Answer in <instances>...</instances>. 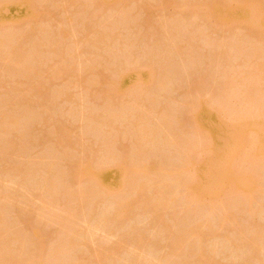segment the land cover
<instances>
[{"label":"rangeland","instance_id":"374dc122","mask_svg":"<svg viewBox=\"0 0 264 264\" xmlns=\"http://www.w3.org/2000/svg\"><path fill=\"white\" fill-rule=\"evenodd\" d=\"M7 1L8 0H0V5L2 2L5 3ZM11 1L15 3V0ZM215 3H217V5L218 3H222L231 6L244 4L250 8L251 13L247 17V22L227 21L213 15L212 5ZM12 12L13 13L9 16V22H7V24H0V42L9 44V46L10 44L13 45V47L10 46V48L11 52L14 50V55L22 56L25 54L24 56H26V59H22L23 56L20 58L21 62L27 60L25 62L26 65L22 63L23 67H21L23 70L27 69V71L22 70L25 74L20 73L19 70L21 67H17L18 70L15 71L13 66L16 67V65L13 64L11 66L7 61H3L5 60V56H2L4 55L2 52L6 53V51H3V49H5L3 47L5 44H2V46H0V50L2 49L0 52V57H2L0 58V126H2L0 127V210L2 209L0 211V219L2 218L0 222L4 221L2 224L0 223V226L3 225V227H0V229L2 228V230H0V232L2 231V235L0 234V264H12L9 263L10 261H13V264H15L13 260L15 259L14 257H16V264H95L93 262H96L97 259L94 253L97 254L96 251L98 248L99 250H104V252L100 251L103 257L102 259L104 260L103 262L100 257V264H112L113 262V264H132L135 258L133 255H136L134 253L138 252V249L135 247L140 245L138 242L140 240L137 239H141L142 237L145 245L141 242L144 246H141L139 250L145 247V250L143 249L141 251L145 256L141 252V254L137 253V255H142L144 258L147 255V257H150L147 260H152L156 262L155 264H158L159 261L163 264H165V261L166 264L167 262L168 264H194L195 262L192 263V259L195 260V258V264H199L197 263V257L192 258L193 255H191V253L195 254L197 251L196 249H199L200 246L205 247H201L200 249L203 248L206 250V256H208V258L212 253V258L214 257V260L209 258L212 264H241V262L242 264H264V241L263 244H259L261 248H256L258 250L254 249L252 245V237L254 234H251L253 231H256V234L257 231H259L258 235H263L260 230L264 233L262 229L264 228V156L261 157V159L255 160V162H250L252 161L251 159L250 161L246 159V153L251 146L249 143H252V138H254V126L258 123L259 125L260 123L264 125V85H262L264 83V75L262 76L263 78L261 77L262 79H259L262 75V72L259 71L264 72V67H262L264 63V39L262 38L263 36L260 35L263 34V30L260 31L259 29L258 31L261 33L258 34L257 26L252 27L255 19L261 16L260 14H264V0H32V7L30 9L26 10L17 7L13 9ZM254 30L256 31V37L258 38L260 36L262 38H258L260 39L259 41L256 37H253L255 35L253 33ZM63 33H65L66 36ZM59 35H62L63 40H60ZM103 36L109 37L108 39L106 38L105 43L103 41ZM1 39L3 40L1 41ZM5 39L7 42L4 41ZM107 40L110 41L108 42ZM9 41L11 43H9ZM60 41H63L62 43L64 44ZM102 42L105 45H102ZM51 43L55 45H51ZM58 46L62 47V55H60L61 53L57 55V51L61 49L58 48ZM54 48L57 50L55 51ZM252 48H254V50ZM9 51L10 50H8V52ZM250 51L252 54L249 53ZM253 52L255 54H257V52H259V54L263 53V55L259 56V58L263 60L257 58L258 54L256 55L257 61H255V54ZM27 55H29L30 58ZM251 56L254 62L258 64L255 65L252 63L253 60L250 58ZM44 61L47 63L45 64ZM42 63L45 66L42 65ZM251 63L253 64L252 66ZM29 65L32 69L29 68ZM24 66H27V68H24ZM257 66L258 68L261 66L259 68L260 70ZM32 70H40V74L35 71L32 72ZM149 70L151 73L156 71L154 72L156 74H154L155 81L153 79L148 85V83L140 81L135 74H138V72L143 75L150 74ZM254 70H256L257 73L255 76L252 75ZM27 72L32 73V77L29 75L26 77ZM226 72L227 74L224 75ZM34 73H36V75ZM161 73L163 75H161ZM236 73H239V75L243 74V76L245 75L246 77L242 75V77H237ZM23 74L25 76H23ZM126 74L129 75L128 90L119 93L116 89V85L120 78ZM232 74H235V76ZM250 74L252 76H250ZM230 75L231 77L233 76L231 78L232 82L230 80ZM247 76L248 78L251 77V81L248 80ZM233 79L235 80L233 81ZM238 79L240 80L238 81ZM234 82L239 85L243 84V86H237ZM254 82H258L259 84L252 85ZM245 83L246 87H244ZM248 84L249 86L252 85V89L253 86H259V88L253 89L254 91L256 90V93L250 92L251 95L254 94V97L256 95V100L251 97V99L249 98L250 101L246 99L247 102L244 99L245 97L247 98L246 90L249 88ZM231 85H235L236 87L233 86L234 88H232ZM147 86H150L149 89ZM224 86H226V89L227 87L233 89L227 90L230 93L227 94L228 96L226 95L227 91L225 92V89L223 90ZM236 89L239 93H237L238 91ZM257 90L259 93H257ZM261 90L263 93L260 92ZM240 91L243 92L241 93L244 94L245 97L240 94ZM61 93L65 98L60 96ZM233 93L235 94L233 95ZM250 93H248L249 96H251ZM242 96L244 98H242ZM66 97H68V99ZM231 97H234V99ZM236 99H239L237 104H235L237 102ZM16 105L17 107H15ZM242 107L245 110H243ZM203 108L206 110V113L208 110L211 112L213 110L218 114L215 118L211 117L210 120H203V123L206 121L204 124L208 126H206L207 132L209 130L210 134L212 131L213 134L217 133L218 137L221 136L218 138L217 134L214 135L216 141H221L227 136L228 132L227 129H224L223 123H228L227 121L236 117L238 118V120H236L237 122L234 121L236 125L233 120L229 124H234L237 127L240 124H238V122H246L245 127H241V130L245 141H247V145L245 144L246 142H242L243 147L240 150L237 149L236 151V149H234L235 151H232L231 155H233V158L231 164L233 165V172L228 169V173H226V170L223 171V165H219L221 169L219 166H217L218 168L215 167L216 169H220V171L218 170L219 172L217 171L218 174L214 171L215 169H213L215 179L212 178L213 175L210 179L216 180L215 182L220 180V172L221 170L223 171V179L221 177L222 185L221 187L217 185L214 186V191H203L207 189V180L204 181V179H206L204 176V179L201 178L202 173L200 174V169L194 166L195 163L201 161L205 156L201 149H203L205 145L207 146L211 142L210 140L213 139H208V143L207 136L209 133L207 135V133H205L206 131L199 128L200 126L196 124L198 123L197 120L200 122L197 114H200L201 110H204ZM234 109H237V111ZM112 113H115L114 118L118 116L121 117L122 113L126 116L123 115L120 119H118V117L115 119L116 121L118 120L116 122L112 119L113 117L110 118V116H114ZM247 113L249 117L246 115ZM108 114H110V116ZM131 114L133 116H131ZM87 115L92 118L95 117V119L98 120L95 121L94 118L92 119L90 117L86 119V117H88ZM160 116L163 119H165V117L168 119V127L164 124L166 121ZM239 116L245 117V120L239 119ZM5 117H7V119ZM102 118H105V121ZM107 118L108 120L112 119L111 121L115 122L112 123L113 125L115 124L116 127L113 126L112 129H110L111 123H109V126L107 125L108 123H104ZM246 118L251 119L248 121ZM8 119H15V121H18V126L16 125L17 127H13V124H11L8 127L7 125H9L10 121H14H9ZM88 119H90V121ZM20 121L23 125H20ZM5 122L8 123L6 125L7 128L4 127L6 124ZM87 122H89V124H87ZM98 122L100 126L94 127ZM136 123L139 125L141 124L140 126L143 125L145 128L146 125L149 126L150 129L153 127L152 129H155L156 132L159 129L160 133H157L159 136L156 134L157 136L152 135L150 138L147 137L148 142L143 140L147 145L141 142V144L147 146V148L141 145L143 148L138 150L140 147H137L138 149L136 150L134 146L136 144L137 146L139 145L137 142L140 131H138L139 133L137 134L138 127L135 126L139 125ZM161 126L163 129H161ZM166 128L168 129V134L163 131L164 129L166 130ZM62 135H64L63 139L61 138ZM169 135L174 136L173 138L171 136L174 140L173 142H166V140H172ZM136 137L138 139H136ZM152 138L153 141L156 140L159 142L155 141L153 144L152 141L151 143L150 141ZM105 139L110 141L109 144ZM106 143L108 145H106ZM165 143L169 145H164ZM171 143H173V146H178L179 148H174L173 146L170 148L172 145ZM220 144H222V142H220L219 145ZM182 145L185 147L183 148ZM211 145H209V147ZM4 146L6 147L4 148ZM10 146H13L15 151H12ZM3 148L4 150L8 149L3 152ZM158 148L160 150H158ZM146 149L148 150L146 151ZM242 149L245 152L240 153ZM144 150L146 151L145 153L143 152ZM249 151L251 152L252 150ZM234 152L237 154L235 155ZM138 154L141 155L139 156ZM136 155L140 158H133ZM116 158L119 160L117 164L126 170L129 167L126 165H129L128 163L130 160L132 161L135 159L132 162L135 163L138 161L137 163H142L143 166H148L150 164L152 169L155 163L157 165L156 167L154 164V168H157L155 169L157 171V180L159 178V180L162 181L160 179L162 176L169 175V178L167 177L168 180H171L172 176L174 177V179L172 177L173 181L175 180L174 183L179 185L177 187L173 184V187H171L173 189L177 187L174 191L176 196L174 198L172 196L168 197L171 185H165L169 187L166 192L164 190L165 188L163 192L160 191L163 195H168L167 198L169 199H166L170 204L166 206L167 210H163L162 206L159 207L158 204L156 205L160 208H158L159 210L156 205H154L156 209H152L153 207L151 208V206H149L151 203L153 204L152 198L154 199L157 196L153 194L152 191L154 190H151V193L147 192L150 191L148 187L149 189L146 190L147 195L144 193L145 195L141 196L145 199L140 198L139 200L142 199L144 202L149 200L147 201L148 203L150 201L152 202L149 204L145 202L143 204L142 201H138L139 204L136 205V208L133 206V211L130 210V215L126 216L129 219H124L126 221L124 223L123 220L122 225H120L119 222V224L116 225L115 222L112 223V221H107L108 219L106 218L108 216L106 215L111 217L115 213L112 212L116 209V199L119 198L117 200H120L122 197H127V195L131 197L133 195L130 194V192L132 193L133 191L131 190L132 187L124 186L123 190L119 191V194L117 193L118 196L117 194H111V191L98 193L100 194V196H98L91 193V184L89 182L87 183L85 177L80 178V176L84 175L83 172L88 168L97 172L98 170L102 171V169L110 166L112 161L116 162ZM141 159L143 162L145 161L146 165ZM47 163L49 164L46 165ZM45 165L48 167V171L51 175L49 172H46L47 174L44 173L45 171L43 172V170H47ZM49 165L52 166V170ZM248 165H250V167ZM44 167L45 169H43ZM149 167L150 166H148V169ZM244 167L245 169H243ZM246 167H249V169ZM41 168L43 170H40ZM155 170L152 172L156 173ZM241 171L243 172L242 176H245L244 174L249 171L248 175H252L253 177L252 179L250 176L251 181H249L252 188L250 189V200L246 199V201L235 192H232L233 177L239 172L238 174H240L239 176L242 178ZM152 172H149L147 175H152ZM196 172L201 175L200 179ZM71 173H74L75 177H73ZM233 173L234 175H232ZM115 175V171L110 170L108 181L112 182ZM48 176L49 179L53 177L50 180L51 183L49 182V186H47V181L49 180ZM144 177L146 179V176ZM151 177L148 176L147 179L151 181ZM155 177H152V182ZM177 178L178 181L179 178L180 180L183 178L181 180L182 182L179 181L177 183ZM157 180L155 179V181ZM159 180L158 182H154L155 185L160 183ZM52 181H55V183L53 184ZM152 182H149V184L151 185ZM191 182L193 185L195 184L194 186L197 189L200 188L198 194L201 195L202 199L199 200V203L198 201L193 202L188 198L190 197L188 196V193L190 195L188 187ZM52 184L58 187L52 188ZM50 188L55 192L52 191L51 193ZM217 188H219L220 192ZM225 188L227 189L225 190ZM84 189H88L89 192L84 191ZM125 189H130L127 191L129 194H127ZM159 189L162 190V186L159 187ZM78 191H80L81 194H79ZM123 191L124 193H122ZM86 193L87 195L88 193L90 194L87 196ZM78 194H85L84 196L87 198L83 199L84 196H82L81 199L84 201L81 205L79 204L81 202L76 198V196L79 197ZM153 195L154 197L150 199V196ZM93 196L95 199H93ZM145 196L148 197L146 198ZM236 197H238V199ZM49 198H51V203L49 202ZM102 200L103 202H101ZM155 200L156 199H154V201ZM171 200H173L172 203ZM245 202H248V205L245 204ZM236 203L242 206H238ZM145 205V208L148 206V209L144 210ZM106 206H112L113 208L115 207V209H111L110 207L108 211L109 207L107 208ZM153 210L157 211V213ZM143 211L145 213H143ZM103 212L104 217H102ZM194 212L197 214H194ZM99 213L102 214L101 217L105 222H103L101 218L100 221L102 223H99V220L96 221V219H98L96 216H98ZM187 214H190L191 217L189 218ZM153 217L154 219L156 217L158 221L154 220ZM160 218H162V222L165 221L166 227L159 223ZM188 218H193V221ZM84 219H88L87 222L90 225L91 223L96 225L99 223V232H96V234H94V232L89 234V229H91L93 225L87 227V222L84 223ZM204 220L206 221V224H204L205 226L211 223L208 226L209 228H204L205 232H208L210 229V235L209 232L206 233L207 237L203 239L205 242L203 241L204 243L202 242L203 244L201 243V245L197 244V240L192 238V235L189 236L187 234V238L185 237L186 240L190 238V241L192 239L196 241V243L194 242L196 245L193 244V241L190 242L192 243L190 246H194L193 251L192 247H185L186 250L190 249L191 251L189 256V251H182L185 254L187 253L189 258L181 253L180 255H183L185 258L182 256L181 259L178 260L177 255H175L168 261V253L169 255L171 254V248L169 247L170 245L167 246V244H170L168 242L173 243L170 241V233H175L176 235L178 231L177 235H179L181 231L184 236L186 235L187 228L189 230L190 226L194 225V223H201L202 225V223H205ZM104 223H106L105 226H107L105 227L106 229L104 228L102 231ZM112 224H115L116 230L114 226L111 228ZM179 224L182 228L179 227ZM254 224L258 225V227L253 228ZM159 226L161 228L164 226L166 230L164 231L165 228L161 229ZM193 227H191V229ZM3 228L7 232H5ZM73 230L75 232L80 230L79 235L81 234L83 237H80L81 239L79 238V240L77 237L75 238L74 236L76 233ZM86 230L88 233H86ZM113 230L116 231L114 234ZM35 231L41 234H39L37 238L34 236ZM70 232H72V234L75 233V235H73V237L70 236V238L76 241L78 240L77 246L79 242L81 246L75 247L69 251V254H66L68 257L66 255H64V257L63 255L60 256V254L56 256L58 252L55 254V257V251L58 250V246L61 247L66 243L65 241L69 239L68 235H70ZM256 234L255 237L258 236ZM131 235L137 236H135L136 238L133 236V240H137L138 244L133 243L134 241L131 242L132 240L130 241V239H132ZM171 235L175 237V235ZM63 236L65 238L67 237V239H64ZM244 237H247L249 241ZM18 239H20V241ZM90 240L93 241V243ZM125 240H127V243H125ZM171 240L174 241V238ZM21 241H23V244L19 246ZM76 241L74 242L76 243ZM218 243H220V247ZM230 243H232V245ZM211 244L213 245L211 246ZM247 244L249 248L245 246ZM130 246H132V248ZM166 247H169L170 250L168 251ZM208 247L215 248L209 249ZM252 247L254 249L253 251L256 250V257L251 249ZM113 249H115V252ZM218 249L219 251H217ZM8 251L10 252L8 253ZM111 251H113V254ZM145 251L147 252L146 254L144 253ZM248 251H251V253ZM131 253L133 255H131ZM113 256L118 258H114ZM171 256H173V254H171ZM165 257H167V260ZM1 258H7L10 261L8 260L9 262H7L6 260H2L1 262ZM108 258H110L112 262L110 260V262H107L106 259L108 260ZM120 259L121 261H118ZM250 259L253 260L250 261ZM70 260H72V262ZM147 260L144 261L147 262ZM140 261H142V258ZM96 264L98 263L96 262Z\"/></svg>","mask_w":264,"mask_h":264},{"label":"bare ground","instance_id":"6f19581e","mask_svg":"<svg viewBox=\"0 0 264 264\" xmlns=\"http://www.w3.org/2000/svg\"><path fill=\"white\" fill-rule=\"evenodd\" d=\"M17 7H21V8H23V9H26V10H28V9H30L31 7H32V0H15V3L13 2V1H11V0H8L7 2H5V3H3L2 2V4L0 5V24L1 23H5V24H7V22H9V16H10V14H12L13 12H12V10L13 9H15V8H17ZM212 7H213V15L215 16V17H217V18H223V19H225V20H227V21H241V22H244V21H246L247 22V17H248V15L251 13V11H250V8L249 7H247V6H245L244 4H238V5H235V6H231V5H227V4H222V3H218V5H217V3H215V4H213L212 5ZM261 16H258L256 19H255V21H254V23L252 24V27L254 26H257V32H258V34H260L259 33V29H260V31H262V33L263 34H260V35H262L263 37V39H264V14L262 13V14H260ZM93 32H96V31H93ZM47 33V32H46ZM254 34L256 33V31L254 30V32H253ZM64 35H65V33H63ZM258 34H257V36H258ZM63 35V36H64ZM98 35V34H97ZM3 36V35H2ZM66 36V35H65ZM101 36V35H100ZM107 36V35H106ZM4 37V36H3ZM9 37V36H8ZM59 37H60V40L63 38L62 37V35H59ZM253 37H256V34L253 36ZM6 38V37H5ZM100 38V37H99ZM105 38V39H104ZM106 38L108 39L109 37H104L103 36V41H104V43H105V40H106ZM257 38V37H256ZM258 38H260V39H262L260 36L258 37ZM257 38V39H258ZM260 39H258V41L260 40ZM3 39H1V41H2ZM9 40V39H8ZM63 40V39H62ZM101 40V39H100ZM111 40V39H110ZM109 40V41H110ZM5 42H7L6 41V39L4 40ZM3 41V42H4ZM11 41V40H10ZM9 41V43H11ZM102 41V40H101ZM108 41V40H107ZM108 41V42H109ZM257 41V42H258ZM61 42V41H60ZM63 42V41H62ZM61 42V43H62ZM99 42V41H98ZM54 43V42H53ZM264 43V42H263ZM2 44H5L3 47L5 48V49H3V51L5 50L6 51V53L5 52H2V53H4V55H2V56H5L4 58H5V60H3L4 62L5 61H7V63H10L11 64V66L14 64V65H16V67L15 66H13L14 68H15V71L16 70H18L17 69V67L18 68H20L21 66L23 67V65L25 64V62L27 61V60H24L25 62H21V58L20 57H22L23 56V58L22 59H26V56H24V55H22V56H20V55H14V53L15 52H13L14 50V48L12 49L13 51L11 52V48H10V46H12L13 47V45H11L10 44V46H9V44H6V43H2V42H0V46H2ZM56 44H58V43H56ZM62 44H64V43H62ZM260 44V43H259ZM51 45H55V44H52L51 43ZM102 45H105V44H103V42H102ZM107 45H108V43H107ZM60 46V45H59ZM58 46V48H61V49H59L58 51H61L62 50V47H59ZM2 47V48H3ZM103 47V46H102ZM106 47V46H105ZM10 48V49H9ZM258 48V47H257ZM260 48V47H259ZM264 48V47H263ZM253 50H254V48H252ZM2 50V49H1ZM1 50H0V52H1ZM8 50H10L9 52H8ZM54 50H55V48H54ZM57 50V49H56ZM55 50V51H56ZM250 50H251V48H250ZM57 51V55L58 54H60V55H62V51L61 52H58ZM67 51V50H66ZM249 53H251V51L249 52ZM254 53V52H253ZM6 54V55H5ZM28 54V53H27ZM65 54V53H64ZM252 54V53H251ZM251 54H249V55H251ZM255 54V53H254ZM259 54V52H257V54H255V61H257L256 60V55H258ZM0 55H1V53H0ZM261 55H263V53L261 54H259L258 56H257V58H259V56H261ZM7 56V57H6ZM15 56V57H14ZM29 58H30V56L29 55H27ZM64 56V55H63ZM18 57V58H17ZM249 57V56H248ZM0 58H2V57H0ZM3 58V59H4ZM251 59H252V56L250 57ZM37 59V58H36ZM39 59V58H38ZM246 59V58H245ZM248 59V58H247ZM260 60L262 59V58H259ZM258 59V60H259ZM30 60V59H29ZM28 60V61H29ZM33 60H34V58H33ZM41 60V59H40ZM250 60V59H249ZM253 60V59H252ZM254 60H253V62L252 63H254L255 65L256 64H258V63H255L254 62ZM263 60V59H262ZM39 61V60H38ZM247 61V60H246ZM35 62V61H34ZM248 62V61H247ZM250 62V61H249ZM263 62V61H262ZM22 63H23V65H22ZM44 63L46 64L47 62H45L44 61ZM246 63V62H245ZM251 63V66L253 65ZM10 64H8V65H10ZM250 64V63H249ZM26 65V64H25ZM42 65H44L43 63H42ZM41 65V66H42ZM247 65V64H246ZM254 65V66H255ZM28 66V65H27ZM27 66H24V68L26 67L27 68ZM30 66V65H29ZM45 66V65H44ZM47 66H48V64H47ZM46 66V67H47ZM231 66V65H230ZM250 66V67H251ZM22 67L20 68V70H19V72L20 73H24V72H22ZM43 67V66H42ZM45 67V68H46ZM250 67H249V69H250ZM256 67V66H255ZM255 67H254V69H255ZM261 66H259V68H260ZM262 67H264V63H263V66ZM29 68H31L32 69V67L30 66ZM29 68H28V70H29ZM44 68V69H45ZM257 68H258V66H257ZM256 68V69H257ZM258 68V69H259ZM39 69H41V68H39ZM43 70V69H42ZM245 70V69H244ZM244 70H243V72H244ZM248 70V69H247ZM260 70V69H259ZM263 70H264V68H263ZM23 71H27V69L26 70H23ZM30 71V70H29ZM37 72V73H39L40 72V70H38V71H36V70H32V72ZM154 71V70H153ZM232 71V70H231ZM235 71V70H234ZM241 71V70H240ZM240 71H238L239 73H241ZM18 72V71H17ZM31 72V71H30ZM28 73L27 72V74H26V77H27V75H29L30 77H32L31 75H33L32 73ZM148 72V71H147ZM149 72H150V70H149ZM154 72H156V71H154ZM154 72H150V74L148 73V74H145V75H143V74H139V72H138V74H135L136 76H137V78L140 80V81H143L144 83H148V85L151 83V81L154 79V81H155V78H154V74H156V73H154ZM247 72V71H246ZM246 72H245V74H246ZM251 72V71H250ZM254 73H256V70H254L253 71ZM252 72V75L253 76H255V75H257V73L256 74H254ZM259 72H262L261 74V76L259 77V79H262L263 77V75H264V72L263 71H259ZM16 73V72H15ZM19 73V74H20ZM231 73V72H230ZM230 73H228V74H230ZM235 73V72H234ZM239 73L237 74L236 73V75H237V77H239V76H243V74H241V75H239ZM16 74H18V73H16ZM25 74V73H24ZM23 74V76H25ZM35 75H36V73H34ZM40 74V73H39ZM152 74V75H151ZM227 74V72L224 74V75H226ZM248 74H249V72H248ZM259 74V73H258ZM161 75H163L162 73H161ZM233 75V74H232ZM247 75V74H246ZM251 74H250V76H252ZM260 75V74H259ZM258 75V76H259ZM28 76V77H29ZM153 76V77H152ZM233 76H235V74L233 75ZM232 76V77H233ZM241 76V77H242ZM37 77H39V76H37ZM228 77V76H227ZM231 75H230V80H231ZM236 77V78H237ZM243 77H246L245 75L243 76ZM262 77V78H261ZM247 78H248V76H247ZM250 78L251 77H249L248 78V80L249 81H251L250 80ZM131 79V78H130ZM225 79H227V78H225ZM228 79H229V77H228ZM227 79V80H228ZM258 79V78H257ZM159 80V79H158ZM235 79H233V81H234ZM240 79H238V81H239ZM247 80V79H246ZM253 80V79H252ZM255 80V79H254ZM263 80H264V78H263ZM128 81H129V75H123L121 78H120V80L118 81V83H117V85H116V89H117V91L119 92V93H123L124 91H126V90H128V87H129V84H128ZM153 81V82H154ZM164 81V80H163ZM224 82H226L225 80H223ZM222 81V82H223ZM243 81V80H242ZM242 81H241V83H242ZM248 81V82H249ZM257 81V80H256ZM152 82V83H153ZM160 82V81H159ZM231 82H232V80H231ZM237 82V81H236ZM247 82V81H246ZM247 82V83H248ZM253 82V81H252ZM251 82V83H252ZM260 82H261V80H260ZM143 83V84H144ZM155 83V82H154ZM161 83V82H160ZM227 83V82H226ZM235 83V82H234ZM238 83V82H237ZM237 83H235L237 86H243V84L242 85H239V84H237ZM240 83V82H239ZM250 83V82H249ZM257 83L258 82H254L252 85H257ZM263 83V82H262ZM262 83H260V84H262ZM156 84H157V82H156ZM155 84V85H156ZM162 84V83H161ZM229 84V83H228ZM259 84V83H258ZM159 85V84H158ZM225 85V84H224ZM245 86L244 87H246V83L244 84ZM251 85V84H250ZM251 85V86H252ZM262 85H264V83L262 84ZM150 86H152V85H150ZM150 86H147L148 87V89H149V87ZM154 86V85H153ZM227 86V85H226ZM226 86H224V88H223V90L225 89V92L227 91V90H231L232 88H234V87H236L235 85H231L232 86V88L231 89H229L228 87H227V89H226ZM228 86H230V85H228ZM234 86V87H233ZM248 86H249V84H248ZM251 86H249V88H248V90H250V91H248V90H246V96H247V98L244 96V94H242L243 92L242 91H240V94H242L244 97H245V99L244 100H246V99H248L249 100V98L251 99V97H253L255 100H256V95H255V97L253 96L254 94H252L251 95V93L250 92H252V93H254L255 91L253 90L254 88H259V86L258 87H254L253 86V89H252V87ZM146 87V86H145ZM262 87V86H261ZM260 87V88H261ZM264 87V86H263ZM154 88H155V86H154ZM158 88V87H157ZM160 88V87H159ZM251 88V89H250ZM147 89V90H148ZM166 89V88H165ZM263 89V88H262ZM151 90H152V88H151ZM156 90V89H155ZM233 90V89H232ZM237 90V89H236ZM241 90V89H240ZM243 90V89H242ZM245 90V89H244ZM259 90V89H258ZM257 90V93H259V91ZM264 90V89H263ZM238 91V90H237ZM236 91V92H237ZM248 91V92H247ZM151 92V91H150ZM222 92H224V91H222ZM242 92V93H241ZM261 93H263L262 92V90L260 91ZM65 93H67V92H65ZM237 93H239V91L237 92ZM248 93H250V95L251 96H249V94ZM256 93V92H255ZM227 94H230L229 93V91H227V93H226V95ZM235 93H233V95H234ZM60 95V94H59ZM66 95V94H65ZM222 95V94H221ZM239 95V94H238ZM260 95H262V94H260ZM259 95V96H260ZM60 96H62V93H61V95ZM228 96V95H227ZM226 96V97H227ZM231 96V95H230ZM229 96V97H230ZM237 96V95H236ZM242 96V98H244ZM263 96V95H262ZM62 97H64L65 98V96H62ZM216 97V96H215ZM228 97V98H229ZM67 99H68V97H66ZM217 98V97H216ZM232 98V97H231ZM218 99V98H217ZM232 99H234V97L232 98ZM264 99V98H263ZM221 100V99H220ZM228 100H230V99H228ZM228 100H226V101H228ZM237 100V99H236ZM236 100H235V102H236ZM243 100V99H242ZM243 100V101H244ZM260 100H262V99H260ZM224 101V100H223ZM231 101V100H230ZM234 101V100H233ZM238 101H239V99L237 100V102L235 103V104H237L238 103ZM247 101V100H246ZM250 101V100H249ZM254 101V100H253ZM259 101V100H258ZM248 102V101H247ZM227 103H230V102H227ZM234 103V102H233ZM239 103H241V102H239ZM244 103V102H243ZM260 104V103H259ZM263 104V103H262ZM253 105V104H252ZM222 106V105H221ZM225 106V105H224ZM227 106V105H226ZM263 106V105H262ZM15 107H17V105L15 106ZM232 107V106H231ZM260 107V106H259ZM198 108H200V107H198ZM235 108V107H234ZM241 108V107H240ZM29 109V108H28ZM204 109V108H203ZM228 109V108H227ZM237 109H238V107H237ZM237 109L235 110V111H237ZM242 109L243 110H245L243 107H242ZM32 110V109H31ZM116 110V109H115ZM242 110V111H243ZM119 111V110H118ZM117 111V112H118ZM205 113H204V112ZM225 111V110H224ZM247 111V110H246ZM256 111V110H255ZM108 112H109V110H108ZM112 112V111H111ZM202 112V113H201ZM201 112H200V114H197V116H198V119H200V122H199V120H197L198 121V123H196L198 126H200L199 128H201V129H203L204 131H206L205 133H207V135H208V133H209V130H208V132H207V125H205L204 123L206 122H204L203 123V120L204 119H211V117H216L218 114H217V112L216 111H213L212 110V112L211 111H207V113H206V110L204 109V110H201ZM229 112V111H228ZM232 112H233V109H232ZM260 112V111H259ZM34 113V112H33ZM32 113V114H33ZM106 113V112H105ZM130 113V112H129ZM164 113V112H163ZM244 113V112H243ZM254 113V112H253ZM103 114H104V112H103ZM113 114V113H112ZM115 114V113H114ZM113 114V115H114ZM117 114V113H116ZM133 114V113H132ZM131 114V116H133ZM161 114V113H160ZM166 114V113H165ZM220 114V113H219ZM21 115H23V114H21ZM91 115V114H90ZM97 115V114H96ZM95 115V116H96ZM109 116H110V114H108ZM120 115V114H119ZM122 116L123 115H125V114H121ZM167 115V114H166ZM237 115V114H236ZM245 115V114H244ZM248 117H249V114L247 113L246 114ZM32 116V115H31ZM88 116V115H87ZM98 116V115H97ZM102 116V115H101ZM109 116H108V118H109ZM117 116H118V114H117ZM122 116L121 117H116V118H114L115 117V115L114 116H110V118H112V119H120V118H122ZM126 116V115H125ZM137 116V115H136ZM142 116V115H141ZM246 116V117H247ZM19 117H20V115H19ZM38 117V116H37ZM90 116H88V117H86V119L87 118H89ZM161 117V116H160ZM162 117H163V115H162ZM161 117V118H162ZM219 117H221V116H219ZM240 117V116H239ZM243 117V116H242ZM240 117L239 119H244L245 120V117ZM247 117V118H248ZM6 119H7V117H5ZM90 118H92V117H90ZM94 118V120L95 121H97L96 119H95V117H93ZM92 118V119H93ZM99 118H101V117H99ZM108 118L106 119V122H104L105 124H107L108 126H109V123H111L112 124V126H111V124H110V129H112V127L113 126H115V124L113 125V123H115V122H113V121H111L112 119H109L108 120ZM142 118V117H141ZM160 118V119H161ZM246 118V119H247ZM252 118V117H251ZM250 118V119H251ZM253 118H254V115H253ZM256 118V117H255ZM15 119H17V120H19L18 118H15ZM15 119H8L9 121L10 120H14V121H10V123H9V125H7L8 123H4L5 124V126H4V124H3V126L4 127H6V125L9 127L11 124H13L12 126L13 127H17L18 126V121H15ZM22 119V118H21ZM33 119V118H32ZM102 119H104V121H105V118H102ZM139 119V118H138ZM163 119V118H162ZM224 119V118H223ZM222 119V120H223ZM226 119V118H225ZM235 119V120H234ZM250 119H247L248 121L250 120ZM258 119V118H257ZM25 120V119H24ZM35 120V119H34ZM89 121H90V119H88ZM94 120H93V122H94ZM125 120V119H124ZM163 120H165L166 122L164 123L165 124V126L167 125V127H168V124L169 123H167V120L168 119H166V117H165V119H163ZM162 120V121H163ZM202 120V121H201ZM233 120V122L235 121V122H237L236 120H238V118L236 117V118H233L232 119ZM232 120H229V121H227L228 123H226L225 121V123H223V127H224V129H227V136L225 137V139H223L224 140V143H223V140H218V141H216V138L214 137V135H216L217 133H212V131H211V134L209 133V138H208V136H207V140L208 139H210V138H213L212 140H210L211 142V144L209 143V140H208V145L206 146L205 145V147L203 148V149H201V151L205 154V156L201 159V161H199V162H197V163H195L194 164V166H197L200 170L199 171H201L200 172V174L202 175H200L199 173H197L198 174V176H199V179H200V176H201V178H203L204 179V177L206 178V179H204V181L205 180H209L211 177H212V175H213V169H215L214 171H216V173L218 174V172L220 171V169H221V167L220 166H222V170L223 171H225L226 170V173H228L227 172V169L228 170H230L231 172H233L232 170V164H231V160H232V158H233V155H231V153H232V151H235L234 149H236V151H237V149L238 150H240L242 147H243V143L244 142H246L245 144L247 145V141H245V138L243 137V134H242V128L241 127H245V124H246V122H238V124L240 125H238L237 127L235 126L236 124H235V122H234V124H229V123H231L232 122ZM5 121V120H4ZM9 121H7V122H9ZM26 121V120H25ZM86 121V120H85ZM92 121V120H91ZM116 121V120H115ZM118 121V120H117ZM116 121V122H117ZM126 121V120H125ZM196 121V122H197ZM2 122V121H1ZM113 122V123H112ZM144 122V121H143ZM164 122V121H163ZM170 122V121H169ZM222 122V121H221ZM20 123H21V121H20ZM103 123V124H104ZM125 123V122H124ZM138 123V122H137ZM136 123V124H137ZM145 123H146V121H145ZM167 123V124H166ZM26 124V123H25ZM87 124H89V122H87ZM248 124V123H247ZM253 124V123H252ZM251 124V125H252ZM17 125V126H16ZM20 125H23L22 123L20 124ZM137 125H139V124H137ZM141 125V124H140ZM135 126V127H138V130H137V134L139 133L138 131H140V133L138 134V136H139V139L136 137V139H138V142L137 143H139V145L137 146V144L136 145H134L135 146V148H136V150L138 149L137 147H140L138 150H140L141 148H143V147H146L147 148V146H145V145H147V143L145 142L144 143V141L143 140H146L147 142H148V140H147V137L148 138H150V136H154V135H156L157 133H160L159 132V129L157 130V132L155 131V129H150L149 128V126H147L146 125V128L142 125V126ZM150 125V124H149ZM12 126H11V128H12ZM87 126H89V125H87ZM97 126H100L99 125V122H98V124H96V126H94V127H97ZM104 126V125H103ZM207 126V127H206ZM0 127H2V126H0ZM21 127V126H20ZM23 127V126H22ZM93 127V128H94ZM116 127V126H115ZM139 127H142V128H139ZM210 127V126H209ZM219 127V126H218ZM220 127H222V126H220ZM250 127V126H249ZM248 127V128H249ZM253 127V126H252ZM7 128V127H6ZM10 128V129H11ZM91 128V127H90ZM157 128H159V127H157ZM205 128V129H204ZM211 128V127H210ZM210 128H208V129H210ZM247 128V129H248ZM9 129V128H8ZM16 129V128H15ZM19 129V128H18ZM95 129V128H94ZM135 129V128H134ZM161 129H163L162 128V126H161ZM244 129V128H243ZM254 131H253V137L254 138H252L253 140H252V143L250 142L249 143V145H251L248 149L249 150H252L251 152H250V154H249V152L247 151V153H246V159H248L249 161H250V159L252 160V161H250V162H255V160H258L259 158L261 159V157H263L264 156V125H262L261 123H260V125H259V123L257 124V125H255L254 126ZM6 130V129H5ZM12 130V129H11ZM167 128H166V130L164 129L163 131H165L166 133H167ZM218 130H220V129H218ZM4 131V130H3ZM2 131V132H3ZM10 131V130H9ZM153 131H155V132H153ZM1 132V133H2ZM7 132V131H6ZM215 132V131H214ZM4 133V132H3ZM161 133H164V132H161ZM172 133V132H171ZM9 134H10V132H9ZM12 134V133H11ZM168 134V133H167ZM6 135H8V134H6ZM158 136H159V134H157ZM156 135V136H157ZM210 135H211V137H210ZM3 136V135H2ZM135 136H136V134H135ZM168 136V135H167ZM172 136V135H171ZM171 136L169 135V137L171 138ZM246 136H248V135H246ZM251 136V135H250ZM63 137H64V135H62V139H63ZM174 136H172V138H173ZM217 137H218V134H217ZM219 137H221V136H219ZM218 137V138H219ZM223 137V136H222ZM171 138V139H172ZM217 138V139H218ZM108 139V138H107ZM221 139V138H220ZM61 140V139H60ZM106 140V139H105ZM105 140H104V142H105ZM150 140V139H149ZM249 140V139H248ZM63 141V140H62ZM107 141V140H106ZM152 141H153V138H152V140L150 141L151 143H152ZM156 140H154L153 141V144H154V142H155ZM174 140L172 139V140H170L169 139V141H167L166 140V142H173ZM251 141V140H250ZM108 142V144H109V142L110 141H107ZM136 142V141H135ZM141 142H142V144L144 143L145 145L143 146L142 144H141ZM156 142H159V141H156ZM164 142H165V140H164ZM220 142H222V144H220L219 145V143ZM243 142V143H242ZM10 143V142H9ZM115 143V142H114ZM184 143V142H183ZM206 143V142H205ZM14 144V143H13ZM107 143H106V145H108ZM110 144H112V143H110ZM156 144V143H155ZM172 145L170 146V148H172V146H173V143H171ZM178 144V143H177ZM223 144H225V145H223ZM143 147H142V146ZM159 145V144H158ZM164 145H169V144H167V143H165ZM190 145V144H189ZM209 145H211L210 147H209ZM110 146V145H109ZM153 146V145H152ZM183 146V145H182ZM241 146V147H240ZM6 146H4V148H5ZM11 147V149H12V151L15 149H13V146H10ZM108 147V146H107ZM111 147V146H110ZM154 147V146H153ZM156 147V146H155ZM174 148L175 147H178V146H173ZM185 146H183V148H184ZM237 147V148H236ZM238 147H240V148H238ZM4 148L2 149L3 150V152L4 151H7V149L6 150H4ZM17 148V147H16ZM166 148V147H165ZM168 148H169V146H168ZM167 148V149H168ZM179 148V147H178ZM188 148V147H187ZM244 148H245V145H244ZM10 149V148H9ZM108 149V148H107ZM110 149V148H109ZM148 149H146V151H147ZM157 150V149H156ZM158 150H160L159 148H158ZM164 150V149H163ZM15 151V150H14ZM17 151V150H16ZM145 150L143 151L144 153L146 152ZM141 152V151H140ZM201 152V153H202ZM242 152H245V151H243V149H242V151L240 152V153H242ZM13 153V152H12ZM18 153V152H17ZM235 153V152H234ZM134 154H136V153H134ZM237 153H235V155H236ZM249 154V155H248ZM14 155V154H13ZM139 155V154H138ZM136 155L135 157H133V158H136V159H138V157L141 155ZM248 155V156H247ZM142 156H145V155H142ZM243 156V155H242ZM47 158V157H46ZM140 158V157H139ZM236 158V157H235ZM237 158H239V157H237ZM131 159V158H130ZM263 159V158H262ZM133 160H135V159H133ZM132 160V161H133ZM142 160V159H141ZM115 161L116 162H114V161H112V164L111 163H109V164H111L110 166H108L107 168H105V169H102V171L101 170H98V172L97 171H95V170H91V169H87V170H85L84 172H83V174L84 175H82V176H80V178L81 177H85L86 179L85 180H87V183L89 182L90 184H91V193L92 194H96V195H98V196H100V194H98V193H101V192H103L104 193V191H111V194H117L119 191H122L123 190V188H124V186L126 187H128V186H131L132 187V189L131 190H133L132 191V193L130 192V194L132 195L131 197L130 196H128L127 194H129V192H127V191H129V190H126L125 189V191L127 192V194H124V195H127V197L125 198H123L121 195V197L123 198H121L120 200H117V199H119V198H117L116 199V209H115V207L113 208L112 206H110L111 207V209L113 208V209H115V211H113L112 213H114L113 215H112V213H111V217H109V215H106V216H108L106 219H108L107 221H112V223H114L115 222V224L117 225V224H119L120 223V225H122L123 224V220L124 219H129L128 217H126V216H128V215H130L129 213H130V210H132L133 211V208L135 207L136 208V205H138L139 204V202H141L142 201V203L144 204L145 202H147V201H149V200H147V201H143L142 199L141 200H139L140 198H144V197H141L142 195H145L146 194V190H148L149 188V190L150 191H147V192H150L151 193V190H154V191H152L153 192V194H155V196H157V197H155L154 199H156L155 201H154V199L152 198V200H153V204L151 205H149V206H151V208L152 209H154L155 207H154V205H156V204H158L159 205V207H161L162 206V209L164 210V209H166V206H168L170 203H168V201H167V199H169V198H167V196L168 197H175L176 195H175V190L177 189V187L179 186V185H176V183H174V181H173V179H174V177H173V179H172V177H171V180L169 179H167V177L169 176H162L160 179L162 180V181H160L159 180V178H158V180L160 181V183H157L156 185H155V183L154 182H158V180H157V171L155 170V169H157V168H154L155 166H154V164H153V169H152V167H151V165L149 164H147L148 166H150L149 167V169H148V166H143L142 165V163H137L138 161H136L135 163L134 162H132L131 160H130V162H132V163H128L129 165H126V166H129L128 167V169L126 170L125 168H122V167H120L117 163L119 162V160H118V158H116L115 159ZM241 161V160H240ZM244 161V160H243ZM142 162H143V160H142ZM193 162H195V161H193ZM262 162H263V160H262ZM134 163V164H133ZM145 165H146V163H145V161L143 162ZM158 163V162H157ZM234 163V162H233ZM257 163V162H256ZM264 163V162H263ZM49 163H47L46 165H48ZM51 164V163H50ZM132 164V165H131ZM159 165H161L160 163H158ZM251 164V163H250ZM252 164H254V163H252ZM45 165V166H46ZM156 165V164H155ZM220 165V166H219ZM190 166V165H189ZM192 166V165H191ZM193 166V167H194ZM217 166H219L220 167V169H216V168H218ZM243 166V165H242ZM249 167H250V165H248ZM49 167L51 168L52 166L51 165H49ZM156 167H157V165H156ZM160 167H162V166H160ZM172 167V166H171ZM216 167V168H215ZM249 167L247 168V169H249ZM252 167V166H251ZM254 167V166H253ZM46 168H47V170H43V169H45V167L42 169H40V170H43V172L45 173V174H47L46 172H49L48 170V167L46 166ZM174 168V167H173ZM235 168V167H234ZM258 168V167H257ZM122 169V170H121ZM150 169H152V170H150ZM237 169V168H236ZM241 169V168H240ZM243 169H245V167L243 168ZM253 169V168H252ZM51 170H52V168H51ZM89 170H91V171H89ZM110 170H114L115 171V177H114V180L111 182V181H108V178H109V176H108V174H109V171ZM153 170H155L156 171V173L154 172H152ZM197 170V169H196ZM195 170V171H196ZM219 170V171H218ZM221 170V172H220V176L222 177L223 176V171ZM254 170V169H253ZM253 170H252V172H253ZM198 171V172H199ZM218 171V172H217ZM239 171V170H238ZM243 171V170H242ZM241 171V176H242V172ZM54 172V171H53ZM149 172H152V175H147ZM27 173V172H26ZM225 173V172H224ZM234 173L236 174V172L234 171ZM234 173L232 174V175H234ZM239 173V172H238ZM237 173V175H234V177H233V180H232V192H235L237 195H239L240 197H242L243 199H244V201H246V199H248V200H250V197H249V195L251 194V192H250V189H252L251 188V184H250V182L249 181H251V177H252V175H248L249 174V171H248V173H245L244 175L245 176H242V178H240V174H238ZM251 173V172H250ZM31 174V173H30ZM34 174V173H33ZM49 174L51 175V173L49 172ZM53 174V173H52ZM114 174V173H113ZM151 174V173H150ZM155 174H156V177H155ZM253 174V173H252ZM71 175L73 176V177H75L74 176V173H71ZM159 175V174H158ZM225 175V174H224ZM55 176H57V175H55ZM144 176H146V179L148 178V176L149 177H155V179L157 180V181H155V179H154V181L152 182V180H153V178L151 179L150 178V180L151 181H149L148 179V182H147V180L145 179V177ZM204 176V177H203ZM219 176V177H220ZM251 176V177H250ZM59 177V176H58ZM160 177V176H159ZM165 177H166V179H165ZM219 177H218V179H219ZM221 177H220V180H218V181H220V182H218L219 183V185H218V183L217 182H215L216 180H214L215 178H214V175H213V177L212 178H214L213 180L212 179H210L208 182L206 181V185H208L207 187H206V185H205V187L207 188V189H204L203 191H207V190H211V191H214V186H220L221 187V185H222V182H221ZM53 178V177H52ZM51 178V179H52ZM169 178V177H168ZM185 178V177H184ZM198 178V177H197ZM45 179H47V178H45ZM48 179H49V176H48ZM51 179H49L47 182V186H49V184L51 183L50 182V180ZM59 179V178H58ZM143 179H145V180H143ZM183 179V178H182ZM181 179V180H182ZM222 179H223V177H222ZM252 179H253V177H252ZM60 180V179H59ZM143 180V181H142ZM166 180V181H165ZM180 180V178H179V181H181ZM42 181H43V179H42ZM56 181V180H55ZM55 181L53 182L52 181V183L54 184L55 183ZM145 181V182H144ZM165 181V182H164ZM176 181H177V183L179 182L178 181V178L176 179ZM186 181V180H185ZM223 181V180H222ZM46 182V181H45ZM50 182V183H49ZM84 182V181H83ZM149 182H152L153 183V185H152V183H151V185L149 184ZM163 182V183H162ZM182 182V181H181ZM183 182H184V180H183ZM61 183V182H60ZM133 185H132V184ZM147 183H148V185H147ZM162 183V184H161ZM165 183H167V184H165ZM189 183V182H188ZM45 184V183H44ZM43 184V186H44V188H45V185ZM52 184V185H53ZM173 184L175 185V186H177V187H175L174 189L173 188H171V187H173ZM184 184V183H183ZM61 185V184H60ZM150 185V186H149ZM155 185V186H154ZM164 185V186H163ZM168 185H171L170 186V188L169 187H166V186ZM195 185V184H194ZM193 185V183L191 182L190 184H189V187H188V189L190 190L189 192H190V195H189V193H188V196H190V197H188L191 201H193V202H195V201H198V203H199V200L200 199H202V197H201V195H199L198 193V191H199V189H197L195 186ZM254 185V184H253ZM256 185V184H255ZM42 186V185H41ZM162 186V190L161 189H159V187H161ZM181 186V185H180ZM52 188L53 187H58L57 185L56 186H51ZM149 187V188H148ZM153 187V188H152ZM182 187V186H181ZM223 187V186H222ZM253 187V186H252ZM165 188V189H164ZM168 188H169V190H170V192H169V194L168 195H163V191L165 190V192H166V190H168ZM209 188V189H208ZM213 188V189H212ZM164 189V190H163ZM173 189V190H172ZM222 189V188H221ZM227 188H225V190H226ZM45 190V189H44ZM50 190H51V188H50ZM171 190H172V192H171ZM217 190L220 192V190H219V188H217ZM255 190V189H254ZM46 191V190H45ZM52 191L53 192H55L53 189L51 190V193H52ZM83 191V190H82ZM84 191H88V189H84ZM83 191V192H84ZM160 191H162V192H160ZM217 191V192H218ZM50 192V191H49ZM48 192V193H49ZM82 192V193H83ZM89 192V191H88ZM125 192V193H126ZM173 192H174V196H173ZM200 192H202V191H200ZM216 192V191H215ZM231 192V191H230ZM255 192V191H254ZM253 192V193H254ZM47 193V194H48ZM78 193L79 194H81L80 193V191H78ZM122 193H124V191L122 192ZM145 193V194H144ZM162 193V194H161ZM172 193V194H171ZM208 193V192H207ZM212 193V192H211ZM234 193V194H235ZM46 194V195H47ZM78 194V196L79 197H77L76 195V198H78V200H79V202H81V203H79L80 205L83 203V199H87L83 194L82 195H79ZM90 193H88V195H89ZM91 194V195H92ZM119 194V193H118ZM118 194H117V196H118ZM121 194V193H120ZM162 196H161V195ZM171 194V195H170ZM209 194V193H208ZM217 194V193H216ZM219 194V193H218ZM233 194V195H234ZM86 195H87V193H86ZM87 195V196H88ZM147 195V194H146ZM149 195V194H148ZM152 195V194H151ZM214 195V194H213ZM254 195V194H253ZM50 196V195H49ZM53 196V195H52ZM82 196H84V198L83 199H81L82 198ZM97 196V197H98ZM163 196H165V197H163ZM236 196V195H235ZM48 197V196H47ZM94 197V196H93ZM146 197V196H145ZM148 197V196H147ZM146 197V198H147ZM151 197H154V195L153 196H150V199H151ZM239 197V198H240ZM254 197V196H253ZM167 198V199H166ZM237 199H238V197H236ZM50 199L51 198H49V202H50ZM81 199V200H80ZM88 199H90V198H88ZM93 199H95V197L93 198ZM113 199V198H112ZM145 199V198H144ZM47 200V199H46ZM53 200V199H52ZM51 200V201H52ZM56 200V199H55ZM240 200V199H239ZM94 201H97V200H94ZM118 201V202H117ZM139 201V202H138ZM172 201L173 200H171V203H172ZM47 202H48V200H47ZM52 202H55V201H52ZM86 202V201H85ZM90 202V201H89ZM101 202H103V200L101 201ZM106 202H108V201H106ZM138 202V203H137ZM150 202H152V201H150ZM149 202V203H150ZM168 204H167V203ZM201 202V201H200ZM239 202V201H238ZM51 203V202H50ZM87 203V202H86ZM148 203V202H147ZM148 203V204H149ZM248 203V202H247ZM246 202H245V204H247ZM85 204V203H84ZM90 204V203H89ZM95 204V203H94ZM104 204V203H103ZM143 204H141V205H143ZM236 204H238V203H236ZM88 205V204H87ZM113 205H114V202H113ZM158 205H156V207L158 206ZM173 205H175V204H173ZM240 204H238V206H239ZM248 205V204H247ZM264 205V204H263ZM100 206H103V205H100ZM134 206V207H133ZM200 206H202V205H200ZM240 206H242V205H240ZM246 206V205H245ZM261 206V205H260ZM87 207V206H86ZM85 207V208H86ZM107 207V206H106ZM109 207V206H108ZM107 207V208H108ZM110 207H109V209H108V211L110 210ZM133 207V208H132ZM138 207V206H137ZM140 208H142L141 206H139ZM146 207V205L144 206V210L145 209H148V206H147V208H145ZM159 207H157V209L159 208ZM163 207H165V208H163ZM171 207V206H170ZM174 207V206H173ZM252 207V206H251ZM258 207V206H257ZM132 208V209H131ZM140 208H138V209H140ZM261 208V207H260ZM82 209H84V208H82ZM82 209H81V211H82ZM94 209V208H93ZM99 209V208H98ZM156 209V208H155ZM160 209V208H159ZM158 209V210H159ZM171 209V208H170ZM250 209V208H249ZM2 210V209H1ZM0 210V211H1ZM95 210V209H94ZM167 210V209H166ZM259 210V209H258ZM91 211V210H90ZM131 211V212H132ZM152 211V210H151ZM153 211H155V210H153ZM106 212V211H105ZM147 212V211H146ZM156 213H157V211H155ZM154 212V213H155ZM193 212V211H192ZM82 213V212H81ZM107 213V212H106ZM143 213H145L144 211H143ZM152 213V212H151ZM190 213H191V211H190ZM2 214V213H1ZM93 214H94V212H93ZM92 214V215H93ZM153 214V213H152ZM192 214V213H191ZM194 214H197L196 212H194ZM81 215V214H80ZM101 215L102 214H100L99 213V215L98 216H96V217H98V219H96V221L97 220H99V223H102L101 221H100V218L102 219V217H104V212H103V215H102V217H101ZM193 215V214H192ZM1 216H3V215H1ZM86 216V215H85ZM100 216V217H99ZM187 216L190 218L191 217V215L190 214H187ZM195 216V215H194ZM82 217H83V214H82ZM90 217V216H89ZM92 217V216H91ZM84 218V217H83ZM111 220H110V219ZM188 218V219H189ZM195 218V217H194ZM207 218V217H206ZM205 218V219H206ZM229 218V217H228ZM2 219V218H1ZM0 219V220H1ZM5 219V218H4ZM63 219V218H62ZM126 219V220H127ZM153 219H154V217H153ZM193 219V218H192ZM192 219H189V220H192ZM196 219V218H195ZM203 219V218H202ZM85 220V219H84ZM88 220V219H87ZM87 220H85V222L84 223H86L87 222ZM103 220V219H102ZM126 220H124V223H125V221ZM154 220H157L158 221V219L155 217V219ZM160 220V222L159 223H161V224H163L164 226L166 225V223H164L165 221H163L162 222V218H160L159 219ZM164 220V219H163ZM4 221V220H3ZM3 221L2 222H0L1 224L3 223ZM95 221V222H96ZM107 221H106V223H107ZM193 221V220H192ZM205 221V220H204ZM210 221V220H209ZM103 222H105V220H103ZM119 222V223H118ZM122 222V223H121ZM185 222V221H184ZM66 223V222H65ZM98 223V224H99ZM106 223H104L103 224V228H102V231H103V229L107 226H105V224ZM208 223H210V222H208ZM229 223V222H228ZM67 224V223H66ZM88 226L87 227H89V226H91V225H93V226H91L90 228L91 229H89V234H91V233H93L94 232V234H96V232L98 233L99 232V230H100V224L98 225H96V224H92L91 223V225L90 224H88V222L86 223ZM109 224V223H108ZM114 224V225H115ZM161 224H160V226H161ZM176 224V223H175ZM186 224H187V221H186ZM185 224V225H186ZM199 224V225H198ZM204 224H206V221H205V223H202V225H201V223H197V224H195L194 223V225H192V226H190V228H189V230H188V228H187V232L185 233L186 235H182V233H181V231H180V234L179 235H177V232H176V235H175V233H170V241H172L173 243H171V242H168V243H170V244H167V246L168 245H170L169 247L171 248V254H173V256H171V254L169 255V253H168V261L169 260H171V258L172 257H174L175 255H177V259L179 260V259H181V257L183 256H181L180 254L181 253H183V254H185L184 252H182L183 250H186L185 249V247L187 248L188 246H190V244H192V243H190L191 241H193V240H197V244H200L201 245V243L204 241L203 239L204 238H206L207 237V235H206V233H208L209 231H210V229H209V231H208V229H207V231L208 232H205L204 230V228H206V227H208L207 225L205 226ZM68 225H69V223H68ZM95 225V226H94ZM113 224H112V226H111V228L114 226ZM168 225V224H167ZM213 225V224H212ZM6 226V225H5ZM64 226H65V224H64ZM99 226V227H98ZM159 226V227H160ZM164 226H162L163 228H161V229H164L165 227ZM194 226V227H193ZM253 226V225H252ZM0 227H3V225H1ZM115 227V226H114ZM179 227H180V224H179ZM191 227H193L192 229H191ZM256 227H258V225H255L254 224V227L253 228H256ZM74 228H75V226H74ZM78 228V227H77ZM76 228V229H77ZM98 228H99V230H98ZM107 228H109V227H107ZM159 228V229H160ZM168 228V227H167ZM180 228H182V227H180ZM209 228V227H208ZM252 228V227H251ZM106 229V228H105ZM158 229V230H159ZM212 229V228H211ZM259 229V228H258ZM263 230H264V228H262ZM0 230H2V228L0 229ZM3 230H4V228H3ZM75 230V229H74ZM73 230V231H74ZM81 230V229H80ZM80 230H77V232H75L76 233V235H75V233H73L72 234V232H70L69 234L70 235H68V238L69 239H67V237L65 238L64 236L66 235H64L63 236V238L64 239H67V241H65L66 243L65 244H63L61 247L60 246H58V250H56L55 251V253H54V256H55V254H57V252H58V254L56 255V256H59V254H60V256H62L63 255V257H64V255H66V254H69L68 252L69 251H71L72 249H74L75 247H79V246H81V245H79L80 244V242L78 243V246H77V241L79 240V238L80 237H83V235H79V233H80ZM108 230V229H107ZM115 230H116V227H115ZM115 230H113V234H114V232H116ZM157 230V231H158ZM166 230V228L164 229V231ZM168 230V229H167ZM5 232H7L6 230H4ZM9 231V230H8ZM84 231V230H83ZM87 231V230H86ZM92 231V232H91ZM213 231V230H212ZM236 231V230H235ZM2 232V231H1ZM0 232V234L2 235V233ZM68 232V231H67ZM109 232H111V231H109ZM162 232V231H161ZM173 232V231H172ZM182 232H185V231H182ZM239 232V231H238ZM256 232V231H255ZM254 231H253V233L251 232V234H254V236L252 237L253 238V242H252V245L254 246V249H256V248H259L260 246H259V244L261 245V243L263 244V241H264V233H263V231L262 230H260V232H262V234L263 235H258V232L259 231H257V234L255 233ZM66 233V232H65ZM86 233H88V231L86 232ZM104 233V232H103ZM165 233V232H164ZM234 233V232H233ZM236 233H237V231H236ZM40 233L39 232H37V231H35L34 232V236L37 238V236L39 235ZM78 234V235H77ZM118 234V233H117ZM160 234V233H159ZM171 234H173V235H175V237L174 236H172ZM184 234V233H183ZM190 236V235H192L191 237L192 238H195V239H192L191 241H190V238H189V240L187 239L186 240V236H188V235ZM235 234V233H234ZM255 234L256 235H258V236H256L255 237ZM260 234V233H259ZM41 235V234H40ZM73 235H75L74 237L76 238H78V240L76 241L75 239L73 240V238H70V236L71 237H73ZM163 235V234H162ZM206 235V236H205ZM209 235H210V232H209ZM213 235H214V233H213ZM242 235V234H241ZM79 236V237H78ZM90 236H92V235H90ZM134 236V235H133ZM133 236L131 235V237H132V239H130V241L131 242H133V243H136V244H138V242H139V246L138 247H135V245H134V247L136 248V249H138L137 251L138 252H136V253H134L133 251V253L134 254H136V255H133L132 253H131V255H133V257H135L134 258V260L132 261V264H155L156 262H153L152 260L150 261V260H147V259H149L150 257H147V255H146V257L144 258V254H143V252H141L143 249L145 250V247L143 248L142 247V250H139V248H141V246H144L145 244H144V242H143V237L140 239V238H138L137 240H140V241H138L137 242V240H133ZM136 236V235H135ZM134 236V238H136ZM177 236V237H176ZM249 236H250V234H249ZM249 236H248V238H249ZM40 237V236H39ZM87 237V236H86ZM129 237V236H128ZM127 237V238H128ZM171 237H173L174 238V241L173 240H171V239H173V238H171ZM186 237V238H185ZM23 238V237H22ZM90 238V237H89ZM88 238V239H89ZM92 238V237H91ZM96 238V237H95ZM123 238V237H122ZM215 238V237H214ZM217 238V237H216ZM220 238V237H219ZM231 238V237H230ZM237 238H238V236H237ZM243 238V237H242ZM245 238V237H244ZM81 239V238H80ZM211 239V238H210ZM246 240H248L247 239V237L245 238ZM19 241H20V239H18ZM17 240V241H18ZM22 240V239H21ZM25 240V239H24ZM63 240V239H62ZM73 240V241H72ZM129 240V239H128ZM168 240H169V238H168ZM207 240V239H206ZM217 240V239H216ZM219 240V239H218ZM230 240V239H229ZM234 240H237V239H234ZM238 240H239V238H238ZM243 240V239H242ZM262 240V241H261ZM74 241H76V243L74 242ZM88 241V240H87ZM91 241V240H90ZM127 240H125V243H127L126 242ZM189 241V242H188ZM226 241V240H225ZM249 241V240H248ZM92 243H93V241H91ZM124 242V241H123ZM141 242H143V244L144 245H142L141 244ZM196 243V241H193V244H195ZM205 242V241H204ZM203 242V243H204ZM233 242V241H232ZM242 242V241H241ZM64 243V242H63ZM150 243H152V242H150ZM155 243V242H154ZM202 243V244H203ZM208 243H209V241H208ZM242 243H244V242H242ZM250 243V242H249ZM22 244H23V241H21V243H20V245L19 246H22ZM131 244V243H130ZM171 244H173V245H171ZM214 244V243H213ZM213 244H211V246L213 245ZM217 244V243H216ZM219 244L220 243H218V246H219ZM223 244H225V243H223ZM231 245H232V243H230ZM235 244V243H234ZM238 244V243H237ZM61 245V244H60ZM104 245V244H103ZM107 245V244H106ZM196 245V244H195ZM200 245H198V246H200ZM209 245V244H208ZM207 245V246H208ZM229 245V244H228ZM242 245V244H241ZM83 246V245H82ZM100 246V245H99ZM137 246V245H136ZM197 246V247H198ZM215 246V245H214ZM221 246V245H220ZM219 246V247H220ZM234 246V245H233ZM232 246V247H233ZM246 247L248 246V244L247 245H245ZM244 246V247H245ZM84 247V246H83ZM98 247V246H97ZM102 247V246H101ZM131 248H132V246H130ZM146 247H148V246H146ZM169 247H166V248H168V251L170 250V248ZM190 247H192V246H190ZM201 247H203V248H205L204 246H200L199 247V249L197 248L196 250V252H195V254L193 253H191V255H193V257L192 258H194V257H197V263H199V264H212V261H211V259H209V258H212V253H211V255L209 256V258H208V256H206L207 254H206V250H204L203 248V250L202 249H200ZM217 247V246H216ZM236 247V246H235ZM104 248V247H103ZM106 248V247H105ZM117 248V247H116ZM134 248V249H135ZM193 248H194V246L192 247V251H193ZM209 248V247H208ZM211 248H213V247H211ZM211 248H209V249H211ZM215 248V247H214ZM213 248V249H214ZM226 248V247H225ZM231 248V247H230ZM234 248V247H233ZM248 248H249V246H248ZM261 248V247H260ZM147 249V248H146ZM212 249V250H213ZM245 249V248H244ZM252 249V251L254 250L253 249V247L251 248ZM115 249H113V251H114ZM119 250V249H118ZM227 250V249H226ZM246 250H248V249H246ZM256 250H258V249H256ZM255 250V251H256ZM260 250V249H259ZM263 250V249H262ZM5 251V250H4ZM99 251V252H98ZM104 252V250L103 249H101V250H99V248H98V250L96 251L97 252V254L96 253H94V256H95V258L97 259L96 260V262L98 263V264H100V262H101V260H103L102 258V254H101V252ZM113 251H111V253L113 252ZM117 251V250H116ZM128 251V250H127ZM186 251H189L188 252V256H189V254H190V249H187ZM185 251V252H186ZM217 251H219V249L217 250ZM255 251H253L254 252V254H255ZM10 251H8V253H9ZM74 252V251H73ZM115 252V251H114ZM144 255V256H138L137 255V253H139V254H141V253ZM212 252V251H211ZM214 252V251H213ZM216 252V251H215ZM249 252V251H248ZM259 252V251H258ZM261 252V251H260ZM75 253V252H74ZM100 253V254H99ZM118 253H119V251H118ZM122 253V252H121ZM123 253H125V252H123ZM129 253V252H128ZM145 254L147 253L146 251L144 252ZM150 253V252H149ZM249 253H251V251L249 252ZM97 256H96V255ZM113 254V253H112ZM258 254V253H257ZM2 255V254H1ZM5 255V254H4ZM10 255V254H9ZM72 255V254H71ZM92 255V254H91ZM99 255H101V256H99ZM124 255H126V254H124ZM167 255V254H166ZM180 256V258H179V256ZM195 255V256H194ZM259 255V254H258ZM6 256V255H5ZM12 256V255H11ZM55 256V257H56ZM67 256V255H66ZM116 256H117V254H116ZM137 256H138V258H137ZM169 256H170V259H169ZM185 256H187V253L185 254ZM187 256V258H189ZM68 257V256H67ZM100 257H101V260H100ZM106 257V256H105ZM105 257H104V259H105ZM114 257V256H113ZM255 257H256V254H255ZM259 257V256H258ZM5 258V257H4ZM10 258V257H9ZM15 259H13L15 262V264L17 263L16 262V257H14ZM60 258V257H59ZM58 258V259H59ZM70 258V257H69ZM95 258H94V260H95ZM111 258V257H110ZM110 258H108V260L106 259V261L108 262L109 260L111 261V259ZM114 258H118V257H114ZM122 258V257H121ZM129 258V257H128ZM141 258H142V261H140L141 260ZM166 258V260H167V257H165ZM176 258V257H175ZM183 258H185L184 256H183ZM183 258H182V260H183ZM186 258V259H187ZM253 258V257H252ZM62 259V258H61ZM75 259V258H74ZM140 259V260H139ZM153 259V258H152ZM176 259V260H177ZM2 260H6L7 262H9L10 260L9 259H2L1 258V262H2ZM9 260V261H8ZM144 260H147V262L146 261H144ZM154 260V259H153ZM160 260V259H159ZM175 260V261H176ZM181 260V261H182ZM185 260V259H184ZM193 260V262L192 263H196V258H195V260L194 259H192ZM212 260H214V257L212 258ZM251 260H253V259H250V261ZM61 261H63V260H61ZM64 261L66 262V260L64 259ZM71 262H72V260H70ZM109 261V262H110ZM118 261H121V259L120 260H118ZM131 261V260H130ZM139 261H140V263H139ZM164 261H165V259H164ZM163 261V262H164ZM188 261V260H187ZM191 261V260H190ZM261 261V260H260ZM67 262H68V260H67ZM96 262H93V263H95L96 264ZM103 262H104V260H103ZM112 262V261H111ZM126 262V261H125ZM142 262H144V263H142ZM146 262V263H145ZM177 262V261H176ZM9 263H12L13 264V261H10ZM114 263V262H113ZM112 263V264H113ZM130 263V262H129ZM158 263V262H157ZM165 264H166V261L164 262ZM190 263V262H189ZM194 263V264H195ZM214 263H216V262H214ZM229 263H230V261H229ZM264 263V262H263ZM41 264H44V263H41ZM69 264V263H68ZM101 264H103V263H101ZM105 264V263H104ZM107 264V263H106ZM110 264V263H109ZM158 264H163L162 262L160 263V261H159V263ZM167 264H168V262H167ZM170 264V263H169ZM174 264H176V263H174ZM228 264V263H227ZM235 264V263H234ZM239 264V263H238ZM241 264H242V262H241ZM252 264H254V263H252ZM262 264V263H261Z\"/></svg>","mask_w":264,"mask_h":264}]
</instances>
